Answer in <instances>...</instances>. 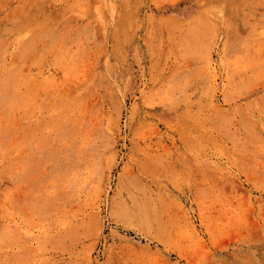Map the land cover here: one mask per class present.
I'll return each instance as SVG.
<instances>
[{"label": "rangeland", "instance_id": "obj_1", "mask_svg": "<svg viewBox=\"0 0 264 264\" xmlns=\"http://www.w3.org/2000/svg\"><path fill=\"white\" fill-rule=\"evenodd\" d=\"M0 264H264V0H0Z\"/></svg>", "mask_w": 264, "mask_h": 264}]
</instances>
